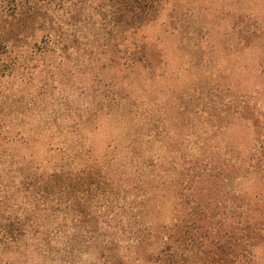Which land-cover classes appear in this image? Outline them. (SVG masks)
Masks as SVG:
<instances>
[{"label":"trees","instance_id":"trees-1","mask_svg":"<svg viewBox=\"0 0 264 264\" xmlns=\"http://www.w3.org/2000/svg\"><path fill=\"white\" fill-rule=\"evenodd\" d=\"M167 1L0 0V113L5 110L6 94L1 86L6 79L43 93L48 86L40 82L43 73L50 78L64 71L83 75V66L92 73L88 87L102 102L114 105L115 99L94 88L93 82L100 81L105 66H120L118 72L127 75L134 68L151 65L153 54L137 34L157 18ZM104 55L107 64L95 68ZM72 60L75 66L68 68ZM118 108L121 121L129 122V113ZM112 109L103 114H111ZM100 113L97 108H87L83 119L76 110L69 130L87 126L91 117ZM43 117L40 131L48 129L54 119L48 113ZM3 121L0 116V128ZM253 125L259 135L250 144L246 160L253 171L264 174V130L258 116ZM30 144L28 140L26 151ZM91 153L84 137L58 147L56 158L37 159L30 150L16 162L8 161L6 177L0 153V264H40L38 260L41 264H66L74 254L89 252L98 255L94 264H131L140 259L141 254L132 255L133 249L145 251L135 213L143 198L131 193L140 189L134 177L141 168L134 166L137 156L126 154L117 161L108 157L101 162ZM190 163L191 168L179 172L182 213L179 210L180 216L175 214L170 226H164L165 233H170L160 236V249L154 254L146 252L144 259L158 264L252 261L255 250L264 246V199L235 194L230 184L241 175L237 162L215 168L202 166L198 160ZM147 166H155L153 158ZM224 176L230 187L226 199L231 195V204L216 200L220 189L206 190L211 182L220 186ZM137 199L140 202L136 204ZM91 228L105 232L97 236L89 232ZM74 229L78 232L71 234ZM81 230L89 235L84 236Z\"/></svg>","mask_w":264,"mask_h":264},{"label":"rangeland","instance_id":"rangeland-1","mask_svg":"<svg viewBox=\"0 0 264 264\" xmlns=\"http://www.w3.org/2000/svg\"><path fill=\"white\" fill-rule=\"evenodd\" d=\"M137 37L153 54L151 65L134 68L127 75L118 72L120 66H105L100 81L93 82L94 88L115 99L114 105L102 102L88 87L92 73L84 71V66L83 75L64 71L50 78L43 73L40 82L48 83L43 93L6 79L1 86L6 94L5 110L0 113L4 118L1 168L6 177L8 161L16 162L22 153L31 150L37 159L56 158L58 147L83 137L85 145L92 147V158L101 162L136 154L134 166L141 168L134 177L140 189L131 193L143 198L135 213L145 251L133 249V256L141 255L131 264H158L144 256L160 249V236L170 233H165L164 226H170L175 214L180 216L179 210L182 213L179 172L191 168V160L202 161L208 168L237 162L241 175L230 184L235 194L264 199V174L253 171L247 161L249 146L259 135L254 117L258 116L264 130V0H170ZM107 57L101 56L95 68L107 64ZM71 64L75 66V61L68 62V68ZM117 106L129 113V122L121 121ZM87 108L101 113L71 132L73 114L79 110L86 119ZM111 108V114H103ZM40 113L54 117L42 131ZM151 158L155 166L148 167ZM220 180V186L211 182L206 190L220 189L216 200L231 204V195L226 199L230 188L226 177ZM74 232L78 231H70ZM89 232L101 236L105 231L91 228ZM255 254L246 264H264V246ZM97 256L76 253L66 264H94Z\"/></svg>","mask_w":264,"mask_h":264}]
</instances>
